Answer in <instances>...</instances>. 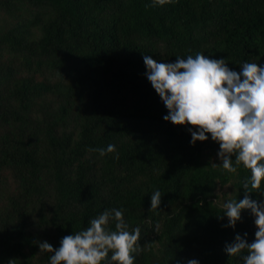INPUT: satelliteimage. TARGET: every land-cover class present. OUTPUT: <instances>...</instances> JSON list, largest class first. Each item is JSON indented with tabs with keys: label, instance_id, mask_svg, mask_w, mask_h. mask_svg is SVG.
<instances>
[{
	"label": "trees",
	"instance_id": "trees-1",
	"mask_svg": "<svg viewBox=\"0 0 264 264\" xmlns=\"http://www.w3.org/2000/svg\"><path fill=\"white\" fill-rule=\"evenodd\" d=\"M200 51L264 65V0H0V264H50L39 242L58 248L106 208L141 227L134 264H243L247 249H224L237 232L255 239L254 214L233 227L223 205L251 169L213 159L210 133L192 144L196 126L165 120L146 76L145 54ZM249 188L264 199V180Z\"/></svg>",
	"mask_w": 264,
	"mask_h": 264
},
{
	"label": "clouds",
	"instance_id": "clouds-1",
	"mask_svg": "<svg viewBox=\"0 0 264 264\" xmlns=\"http://www.w3.org/2000/svg\"><path fill=\"white\" fill-rule=\"evenodd\" d=\"M176 57L172 61L143 56L146 76L169 109L164 119L196 126L188 128L192 144L209 139L210 133L220 144L218 155L224 168L235 172L243 162L251 169V176L242 185L245 195L227 199L223 214L235 227L242 210L250 209L257 225L255 239L249 242L247 232H237L224 250L232 255L247 249L243 264H264V199H253L249 188V182L251 188H260L264 180V65L245 60L236 70L227 58L207 56L202 51ZM115 148L109 143L98 151L103 155ZM162 196L159 188L151 193V208H159ZM110 218L116 221L115 230L108 227ZM140 238L141 227L130 230L122 208H106L92 217L87 227L63 236L58 248L48 240L40 241L39 246L52 250L50 264H134ZM176 264H200V260L178 259Z\"/></svg>",
	"mask_w": 264,
	"mask_h": 264
},
{
	"label": "rangeland",
	"instance_id": "rangeland-1",
	"mask_svg": "<svg viewBox=\"0 0 264 264\" xmlns=\"http://www.w3.org/2000/svg\"><path fill=\"white\" fill-rule=\"evenodd\" d=\"M211 144H215V143H214V142H211ZM214 147H215L214 149H211V147L208 146V147H207V151H208V152H211V153H213V151H214L215 154L213 153V159L221 160L220 157H219V155H218V151H219L218 146L214 145ZM232 189H233L232 185H227V186H225V187H220V188L218 189V193H219L220 195H223L224 193H228V194H230V192L232 191Z\"/></svg>",
	"mask_w": 264,
	"mask_h": 264
}]
</instances>
